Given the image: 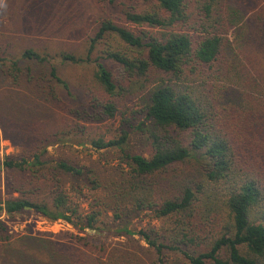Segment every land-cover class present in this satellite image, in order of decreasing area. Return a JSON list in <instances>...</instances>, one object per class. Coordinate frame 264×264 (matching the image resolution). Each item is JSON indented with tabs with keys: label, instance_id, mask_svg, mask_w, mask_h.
<instances>
[{
	"label": "trees",
	"instance_id": "1",
	"mask_svg": "<svg viewBox=\"0 0 264 264\" xmlns=\"http://www.w3.org/2000/svg\"><path fill=\"white\" fill-rule=\"evenodd\" d=\"M104 1L118 10V21L99 25L85 57L0 41L7 80L0 129L8 139L10 124L24 148L0 165L10 197L0 201V216L34 212L95 232L71 236L75 246L63 248L54 264H139L130 250L107 254L96 237L103 232L127 241L138 236L151 264H264V0H142L149 4L142 11L131 0ZM109 36L133 55L108 51L94 59ZM81 66L93 67L94 84L78 94L69 75ZM26 81L42 97L50 88L57 100L59 89V103L85 124L27 138ZM118 119L115 136L94 135V124ZM134 131L144 153L126 149ZM54 142L65 152L57 158L48 151ZM87 144L119 153L113 178H93L94 170L67 156L73 145ZM64 179L91 184L116 218L146 214L159 229L113 232L99 213L72 205ZM9 241L0 221V243Z\"/></svg>",
	"mask_w": 264,
	"mask_h": 264
},
{
	"label": "rangeland",
	"instance_id": "2",
	"mask_svg": "<svg viewBox=\"0 0 264 264\" xmlns=\"http://www.w3.org/2000/svg\"><path fill=\"white\" fill-rule=\"evenodd\" d=\"M129 3L139 11L149 8V4H145L142 0H131ZM117 11L104 0H0V41H8L14 45V48L26 44L33 46L39 52H49L52 55L65 52L78 58L85 57L99 25L107 20L118 21ZM128 26L131 27V25ZM108 51L133 55V51L118 38L109 36L97 45L93 58L105 57ZM93 75L94 69L91 66H81L72 70L69 78L75 92L80 94L81 91L84 92L92 87ZM6 83L7 80H4L3 72L0 70V91ZM22 86L26 88L27 138H38V132L43 135H54L62 131H72L77 123L85 124L59 103L64 95L59 89L55 90L58 93V99L55 100L54 95H50V88L47 91L48 94L42 97L41 93H36L33 83L26 81V85ZM21 89L24 88L20 86L17 91L20 92ZM72 102L75 106L81 104L80 100ZM134 111H138V108H134ZM125 117L131 118L133 113L127 112ZM109 123L111 122L94 124L96 128L93 131L94 135L105 138L115 136L118 133L116 130L120 128V119L112 124ZM5 126H7L9 138H5L0 129V165L7 156H18L24 150L23 146L14 143L16 133L9 127L11 125ZM61 149L60 144L56 142L48 147L53 158L65 153ZM126 149L132 153H144L140 133L134 131L130 135ZM67 152H69L67 156L77 157L88 170H94L96 176L93 178L98 177L103 182L114 177L115 168L120 163L118 152L96 150L89 144L73 145ZM63 184L73 206L79 207L84 215L99 213V223L112 229L113 232L122 226H128L137 231L159 229L160 222L146 214L133 216L123 213L119 219L116 218L115 213L108 206L109 201L103 199V193L93 191L92 185L83 180L73 182L70 179H64ZM30 190H34V187ZM19 195L16 193L12 197ZM8 198L10 197L6 194L4 172L0 171V201ZM0 221L7 227V235L10 237L9 242L0 243V264H54V259L61 261L62 256L65 255L63 248L75 246L71 236L86 237L88 234L93 236L95 234L90 230L85 233L78 232L64 221L50 222L34 212L12 216L3 213ZM96 237L105 243V247L108 248L107 254L119 255L120 252L126 253L130 250V254L135 257L137 263L151 264L152 262L145 253V245L138 236L134 238L135 241L115 238L107 232ZM174 256L171 254L169 258Z\"/></svg>",
	"mask_w": 264,
	"mask_h": 264
},
{
	"label": "water",
	"instance_id": "3",
	"mask_svg": "<svg viewBox=\"0 0 264 264\" xmlns=\"http://www.w3.org/2000/svg\"><path fill=\"white\" fill-rule=\"evenodd\" d=\"M26 210H30V208H26Z\"/></svg>",
	"mask_w": 264,
	"mask_h": 264
}]
</instances>
